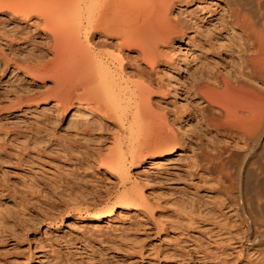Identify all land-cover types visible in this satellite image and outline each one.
Wrapping results in <instances>:
<instances>
[{
  "label": "rangeland",
  "instance_id": "rangeland-1",
  "mask_svg": "<svg viewBox=\"0 0 264 264\" xmlns=\"http://www.w3.org/2000/svg\"><path fill=\"white\" fill-rule=\"evenodd\" d=\"M198 8L192 2L181 12L174 8L171 13L161 14L163 28L171 31L172 36L185 33L182 39L178 37L173 42L178 49L176 57L187 53L190 59L188 65L182 64L174 71L180 94L165 95L167 104L175 112H190V117H195L201 106L196 92L199 87L212 106L233 109L235 101L231 97L237 90L233 82L241 79L242 83L245 78L246 83L254 82L249 67L255 58L262 56L261 52L250 53L244 34L241 39L230 34L223 9L212 16ZM7 24L8 28L15 26V23ZM210 31L225 43L218 57L227 64V69L222 63L213 66L212 56L217 50L212 33L208 34ZM197 40L205 53L196 51ZM6 51L10 53L7 66L0 57V197L5 199L0 201V264H94L96 260L89 259L94 254L100 264H259L256 254L244 249L245 224L234 202L226 199L219 188L217 173L220 172L200 169L199 157L212 152L211 148L232 145L235 150L246 152L250 146L239 137L227 136L224 140L222 133L213 131L215 122L225 119L224 110L223 114L207 111L201 131L195 128L194 120L189 122L190 117L185 113L181 128L184 151L168 159L158 158L160 165L142 160L138 167H130L127 187L137 184L143 203L117 206L110 219L93 224L90 215L114 201L123 190L119 186L115 188L116 175L105 172L91 158L104 142L103 133L97 131L85 141L71 135L70 126L78 123L79 114L73 119L74 110L67 109L65 114L58 115L52 103L44 108L41 98L35 100L38 105L33 104L31 110L24 104L20 108L11 105L19 88L24 90L29 86L43 96L55 86L53 76L46 79V86L38 87L28 83L20 70L12 71V61L31 67L37 58L44 62L52 60L46 40L40 35L32 36L20 49ZM257 53H261L259 57ZM211 69L220 81L218 87L199 79L205 78ZM244 89L241 100L246 99H242L244 94H250ZM255 99L254 103L262 105L260 99ZM248 101L243 102L251 104ZM162 122L165 131L178 139L171 122L163 119ZM220 130L223 132L221 127ZM64 138L72 140L74 152L79 150L78 156H73L76 164L67 161V148L61 141ZM239 156H235L237 163L229 170L234 178L231 182L232 175L227 178L233 187L238 166L244 163L242 157L240 163ZM7 196L18 198L15 201L22 208L12 207L6 202L12 201Z\"/></svg>",
  "mask_w": 264,
  "mask_h": 264
},
{
  "label": "bare ground",
  "instance_id": "bare-ground-1",
  "mask_svg": "<svg viewBox=\"0 0 264 264\" xmlns=\"http://www.w3.org/2000/svg\"><path fill=\"white\" fill-rule=\"evenodd\" d=\"M192 2L199 7V11L212 16L223 9L230 34L240 36V39L244 34L252 51L250 53H262H257L258 57L262 55L261 59L255 58L249 67L252 68L254 82L246 83L245 78V82L241 83V79L234 78L235 94L238 96L234 94L231 97L235 101L234 106L231 103L233 109L221 110L212 106L199 87L196 92L201 100L200 108L195 111V117H190V112L185 113L190 117L189 122L194 120L195 128L201 131V123L207 117L205 114L210 111L223 114L224 110L225 119L215 122L213 131L222 133L224 140L227 136H236L250 144L246 152L237 151L232 145L211 148L212 152L202 153L199 163L202 171L220 172L217 173L219 188L226 199L234 202L235 210L245 224L244 249L254 252L259 264H264V0H0L2 64L7 66L9 63L7 49L22 48L34 35L46 40L47 53L52 56L50 62L37 58V63L31 67L12 61V71L20 70L32 86L44 87L46 79L53 76L55 89L42 96L43 93H35L29 86L24 90L19 88L11 105L20 108L24 104L27 110H31L33 104L38 105L35 100L41 98L43 107L52 103L58 115L65 114L67 109L74 110L73 119H77L79 114L78 123L70 126L71 135L85 141L97 131L103 133L104 142L90 156L93 162L103 166L105 172L116 175L115 188L119 186L123 190L114 201L97 208L90 215L93 224L110 219L117 206L142 204L144 197L137 184L127 187L130 184V167H138L142 160L160 165L158 158L168 159L186 149L181 131L185 113L173 111L165 95L180 94L174 71L182 64L188 65L190 59L187 53L176 57L178 49L173 42L178 37L182 39L185 33L172 36L171 31L163 28L161 14L171 13L174 8L181 12ZM7 23H15V26L8 28ZM259 34L263 39L258 38ZM212 40H215L213 46L217 50L212 56L213 66L222 63L227 69V64L218 57L222 48L226 47L224 41L214 33ZM197 41L196 51L205 53L201 42ZM159 51L165 54V58H161L163 53ZM199 79L211 86L218 87L220 84L212 69L205 78ZM161 87L165 90H159ZM240 87L255 96H247L243 91L242 99L246 97L248 102L253 99L250 102L253 105L243 102H247L246 99H240ZM20 96L24 100L19 99ZM255 98L260 99L262 105L254 103ZM234 108L235 113H232ZM162 119L171 122L178 139L165 131ZM61 141L67 148V161L76 164L74 157L78 156L79 150L77 153L73 151L72 140L64 138ZM236 155H240L237 157L240 163L244 158V163L238 166L239 169L237 167L239 173L232 181L236 184L233 187L230 182L234 177L229 170L237 163ZM231 175L229 182L227 178ZM7 197L12 199L10 202L6 200L12 207L22 208L15 201L18 198ZM2 199L0 197V201ZM2 201L5 202V199ZM89 257L96 260L94 264H100L95 254Z\"/></svg>",
  "mask_w": 264,
  "mask_h": 264
}]
</instances>
